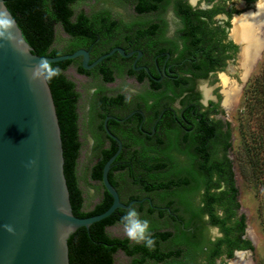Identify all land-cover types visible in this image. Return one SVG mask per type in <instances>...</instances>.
I'll list each match as a JSON object with an SVG mask.
<instances>
[{
    "label": "flooded vegetation",
    "instance_id": "af4514ba",
    "mask_svg": "<svg viewBox=\"0 0 264 264\" xmlns=\"http://www.w3.org/2000/svg\"><path fill=\"white\" fill-rule=\"evenodd\" d=\"M144 1L145 7L152 9L138 13L135 8L139 1H135L130 4L134 16L127 21L117 18L115 13L109 10L108 4L84 13L91 17L100 11L107 10L109 13H102V16L108 17L110 22L120 21V26L119 29L107 34L97 33L92 37L81 38L84 47L79 49L87 51L93 63L112 49L119 48L126 55L131 54L130 57L133 60L129 64L112 58L89 74L85 70L80 72L81 62H77L69 65L62 72L73 84L76 128L80 142L79 155L84 146V138L80 129L83 128L86 145L89 147L87 153V160L90 162L88 179L96 191H101L98 202L90 211L101 203L105 190L102 180L91 179V168L108 153L112 156L115 154L119 147L117 141L121 144L120 164L128 165L127 168L117 169L113 181L119 185L115 190L124 204L129 193L135 192L144 196L143 199L132 200L141 202L134 203L130 208L144 201L151 205V195L146 194L147 192L143 194V189L139 185H130L126 177L127 172L133 170L142 160L141 157H136L137 152L141 154L144 148L152 151L169 149L179 161H184L185 157L179 152L186 150L190 152V149L195 151L196 143H198V125L205 124L209 127L212 121H220L212 118L216 113V107L210 93L200 88L199 85L218 74V71L225 69L232 52L236 51L237 66L241 70L239 79L242 84L254 66L253 64L247 71L244 67L242 68L241 54L245 44L233 36L232 30H234V22L243 18L248 12L257 14L258 7L264 3V0H234L233 3H237L235 8L238 14H234L229 19V28L225 25L228 17L219 20L220 22L215 19L220 14L212 11L213 8L210 6L216 0ZM77 15L78 13L72 16V22L75 21ZM230 28L229 34L227 29ZM262 28L264 30V26ZM225 34L226 40L220 37ZM66 35L71 41L72 37ZM238 45L241 46V51ZM72 66L75 76L86 86H77L73 79L65 75ZM108 77L112 78L111 81H108ZM227 78L224 74L219 75L223 88L221 104L229 110L234 106L237 98L229 105L224 104L226 90L229 91L235 86L240 93L242 85ZM127 84L132 86H126ZM105 128L116 140L108 136ZM221 131L225 132L224 127ZM113 150L115 151L112 153ZM77 166L76 176L78 187L82 191L83 208L85 200L78 179ZM201 195V192L199 195L197 192L192 199L188 198L190 205L187 207L182 205L177 213L172 212L170 207L154 206L155 212L146 219L150 221V225L156 223L154 228L156 232H169L170 237L167 241H160L153 249H157L160 253L177 249H182L183 252L180 257L169 258L164 263H154L149 260L148 264L217 263L221 256L212 262L208 258L209 251L218 239L212 235L211 231L216 226L208 223L207 215L201 218L194 215L198 213V207L202 206ZM159 210H165L166 213L159 216ZM144 216L145 214L140 215L141 218ZM188 219L192 221L186 227ZM154 229L151 225L152 235L155 233ZM187 244L200 246L202 250L189 256ZM237 250H233V255ZM241 254L244 262L248 264L246 252H237L230 264L235 263L234 261L239 262Z\"/></svg>",
    "mask_w": 264,
    "mask_h": 264
},
{
    "label": "trees",
    "instance_id": "16d2710c",
    "mask_svg": "<svg viewBox=\"0 0 264 264\" xmlns=\"http://www.w3.org/2000/svg\"><path fill=\"white\" fill-rule=\"evenodd\" d=\"M13 18L40 57H56L66 54H72L84 44L81 38L94 36L97 33H110L119 29L120 21H111L108 17H103L102 13L108 14L104 10L88 17L83 12H79L75 21H71L75 15L72 5L76 2H85L88 0H7ZM122 4H132L139 1L135 10L145 12L144 0H117ZM100 13V14H99ZM214 13V12H213ZM60 25L63 32L72 37L70 44L64 50H57L53 47L55 42V25ZM199 41V40H198ZM74 64V63H73ZM72 65V64H69ZM59 67L61 75L48 81L53 88L58 110L63 124L68 164L66 177L71 183L73 215L78 218H86L99 215L105 212L111 205L109 194L104 190V197L100 204L92 211H83L82 209V191L78 187L76 166L79 155L80 142L78 141L75 114V94L72 92L73 84L66 79L63 71L69 66ZM79 71L83 68L79 65ZM111 81V77L107 78ZM244 113L249 116H255L264 125V66L261 71L254 76L246 85L244 90ZM258 112V113H257ZM223 123L221 121H212L209 127L198 125V143L194 149L179 152L184 156V161L170 153V150H147L144 148L142 153L137 152L136 157L142 160L133 170L127 172V179L130 185H139L146 194L151 195L150 205L147 201L136 204L132 208L140 207L137 211L140 215L145 214L141 219L149 218L155 212V208L170 207L172 212L180 211L181 206L190 205L189 199L195 193L201 192L202 206L198 207V213L194 214L201 218L203 215L209 217L208 223L219 228L222 238H218L213 248L208 253V258L212 262L223 253L222 247H226V256L231 257L234 249H244L248 246H240L238 238H231V234L242 233L243 226L236 222L234 226L228 227L227 222L231 215L229 209L225 210L226 216L220 218L215 207H222L226 199L232 196L226 192L216 193L221 183H227L232 177L231 167L225 160H219L214 157L217 148L228 149L230 147L229 135L222 132ZM115 150L112 151V153ZM108 153L101 161L91 168L90 176L93 180L101 181L102 169L106 161L111 157ZM128 164H120L118 168H127ZM118 185L113 181L112 186L118 189ZM144 196L137 193H129L125 204L132 200L143 199ZM147 208V209H145ZM157 210V209H156ZM165 210H159V216L164 215ZM118 211L101 224L91 240L83 230L80 231L73 244L71 245V264H114L113 256L117 251H122L131 259L130 264H148L149 260L154 263L165 262L167 259L178 258L182 254V249L160 253L157 249H148L143 244H131L128 239L111 238L106 233V228L115 224L123 225L120 220L124 215ZM186 222V227L190 224ZM156 222V221H155ZM153 229L156 223L151 224ZM155 231V229H154ZM153 237L156 244L160 241H167L170 233H158L155 231ZM186 242V241H185ZM156 244L155 247L156 248ZM188 255L202 250L200 246H190ZM200 248V249H199Z\"/></svg>",
    "mask_w": 264,
    "mask_h": 264
},
{
    "label": "water",
    "instance_id": "95a60500",
    "mask_svg": "<svg viewBox=\"0 0 264 264\" xmlns=\"http://www.w3.org/2000/svg\"><path fill=\"white\" fill-rule=\"evenodd\" d=\"M0 10L13 17L7 0H0ZM255 36L261 43L259 55L264 49V30L257 27ZM130 56L115 48L93 63L83 49L40 57L17 23L10 37L0 38V264H71V245L81 230L91 240L103 221L141 202L124 204L112 186L122 158L117 141L119 147L101 175L110 207L91 217L73 215L57 102L50 83L33 74L42 58L53 67L81 62L83 70L92 74L112 58L129 64ZM237 252L244 251H235L234 256Z\"/></svg>",
    "mask_w": 264,
    "mask_h": 264
},
{
    "label": "rangeland",
    "instance_id": "374dc122",
    "mask_svg": "<svg viewBox=\"0 0 264 264\" xmlns=\"http://www.w3.org/2000/svg\"><path fill=\"white\" fill-rule=\"evenodd\" d=\"M234 0H216L211 4L212 11L219 12L220 16L215 19L225 21L226 28L230 27V18L234 14H238L236 10L237 3ZM109 5V10L114 12L116 17L125 21L130 20L134 16L133 9L130 4H122L117 0H89L85 2H76L72 5L75 14L79 12L87 13L100 6ZM234 5V6H233ZM227 13V14H226ZM220 22V21H219ZM228 30V29H227ZM231 31V30H230ZM55 42L53 47L59 51L64 50L69 44V37L63 32L60 25H55ZM228 33V31H227ZM219 35V34H218ZM226 40V34L220 36ZM231 59L228 60L227 67L218 71L210 79L199 85L200 88L207 90L215 102L216 113L213 119L220 120L223 123L224 131L229 135L230 147L228 149L217 148L214 157L219 160H225L231 167L232 177L227 183H221L216 193L226 192L231 199H226L222 207L216 206L215 212L220 218L226 216L225 210L229 209L231 218L227 222L228 227L234 226L239 222L243 226L242 233L231 234V238L237 237L240 246L246 244V248L238 249L247 253L248 264H264V125L255 116H249L244 113V90L250 80L256 76L264 66V49L259 53V59L256 61L255 67L250 71L248 77L243 84L239 79V68L237 66L236 51L232 52ZM224 74L236 84H241L242 89L236 97L234 106L226 110L222 106V86L220 84L219 75ZM68 78L73 79L78 85L86 86L75 76L74 67H70L65 73ZM132 86L127 84L126 86ZM258 113V112H257ZM83 134V148L78 159V179L84 194L83 211H90L95 203L98 202L99 193L89 182L90 162L87 160L89 147L86 145V135ZM200 198L198 197V200ZM218 227L212 228V235L216 238H222ZM106 233L111 238L128 239L124 233L123 225L115 224L106 228ZM129 240V239H128ZM130 241V240H129ZM132 242V241H130ZM134 243V242H132ZM223 253L217 260L216 264H230L234 259L232 252L231 257L226 256L227 249L222 247ZM114 264H130L131 259L122 251H117L114 256Z\"/></svg>",
    "mask_w": 264,
    "mask_h": 264
},
{
    "label": "clouds",
    "instance_id": "9594fccd",
    "mask_svg": "<svg viewBox=\"0 0 264 264\" xmlns=\"http://www.w3.org/2000/svg\"><path fill=\"white\" fill-rule=\"evenodd\" d=\"M15 30L16 23L14 18L7 10H0V38L10 37ZM33 74L36 77L43 76L46 80L51 81L61 75V69L53 67L50 61L42 58ZM120 222L123 224L124 233L130 241L143 244L148 249L155 247L156 240L150 230V221L141 219L140 213L136 208H129L121 217Z\"/></svg>",
    "mask_w": 264,
    "mask_h": 264
},
{
    "label": "bare ground",
    "instance_id": "6f19581e",
    "mask_svg": "<svg viewBox=\"0 0 264 264\" xmlns=\"http://www.w3.org/2000/svg\"><path fill=\"white\" fill-rule=\"evenodd\" d=\"M248 13L243 18L236 20L234 22V30H232L234 34L233 36H235L238 41L245 44L242 50L241 57H242V68L244 67L246 71L248 70V68H251L253 64H254L253 66L254 68L256 65V61L259 59V55L257 54H258V50L261 49V43L259 42L258 37L255 36V29L257 26H258V30L264 26V3L262 5H259L257 14L254 13L251 14L250 12ZM238 91L239 90H237L235 86L233 87V89L231 88V90L229 91L226 90L224 104L226 105L231 104L233 100H235L236 97L238 96L239 94ZM239 258H241V260H239V262L234 261L235 263L233 264H246L244 262L242 254L239 256Z\"/></svg>",
    "mask_w": 264,
    "mask_h": 264
}]
</instances>
